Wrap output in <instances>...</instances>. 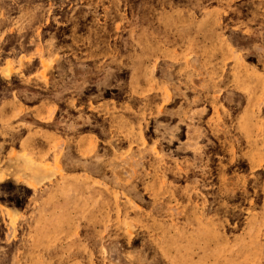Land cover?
<instances>
[{"label":"rangeland","instance_id":"obj_1","mask_svg":"<svg viewBox=\"0 0 264 264\" xmlns=\"http://www.w3.org/2000/svg\"><path fill=\"white\" fill-rule=\"evenodd\" d=\"M0 264H264V0H0Z\"/></svg>","mask_w":264,"mask_h":264}]
</instances>
